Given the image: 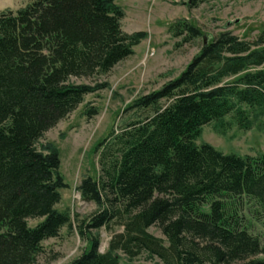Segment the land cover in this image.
I'll list each match as a JSON object with an SVG mask.
<instances>
[{
  "label": "trees",
  "instance_id": "16d2710c",
  "mask_svg": "<svg viewBox=\"0 0 264 264\" xmlns=\"http://www.w3.org/2000/svg\"><path fill=\"white\" fill-rule=\"evenodd\" d=\"M124 16L116 0H34L0 13V264H36L43 242L73 227L70 212L57 209L66 187L59 150L39 141L86 95L107 89L102 77L134 53L145 33L125 32ZM169 32L178 46L203 37L202 49L178 77L132 102V116L96 145L99 175L79 190L97 210L75 222L90 246L67 264H135L142 252L164 264H264L254 258L264 243L232 209L249 198L264 214V153L196 143L205 125L232 115L249 129L264 110V28L253 41L231 31L205 37L187 19ZM116 224L123 231L101 252L93 231Z\"/></svg>",
  "mask_w": 264,
  "mask_h": 264
},
{
  "label": "rangeland",
  "instance_id": "374dc122",
  "mask_svg": "<svg viewBox=\"0 0 264 264\" xmlns=\"http://www.w3.org/2000/svg\"><path fill=\"white\" fill-rule=\"evenodd\" d=\"M33 1L0 0V13L17 11ZM187 1L116 0L125 13L122 29L129 34L143 32L145 36L133 47L131 56L102 77L109 84L107 89L86 95L73 112L48 130L39 141L40 146L53 143L59 150V170L66 187L60 190L61 201L57 209L70 212L73 227L65 226L58 237L46 239L36 264H67L90 246L87 239L79 236L75 222L97 210L94 203L82 199L79 190L83 179L99 175L96 145L111 130H119L132 116L133 113L126 110L132 102L178 77L202 49L203 37L178 46L181 39L174 38L169 27L177 20L187 19L198 26L205 37L212 38L224 31H231L250 41L255 40L264 28V0H204L194 9L188 8ZM87 108H97L96 115L87 116ZM196 143H209L225 154H262L264 110L249 129L239 126L232 115L222 123L205 125ZM232 209L242 217L240 219L250 234L264 243V214L259 206L253 200L243 198L234 200ZM40 220H31L30 224L36 225ZM123 229V226L116 224L111 230L105 227L94 230L93 234L100 240L99 250L108 251L112 237ZM149 232L166 240L158 226L150 227ZM118 254L121 261H128L121 252ZM254 258L264 259V255ZM133 262L164 264L158 257L146 252L138 255Z\"/></svg>",
  "mask_w": 264,
  "mask_h": 264
},
{
  "label": "water",
  "instance_id": "95a60500",
  "mask_svg": "<svg viewBox=\"0 0 264 264\" xmlns=\"http://www.w3.org/2000/svg\"><path fill=\"white\" fill-rule=\"evenodd\" d=\"M205 42L207 43L208 42V39H206Z\"/></svg>",
  "mask_w": 264,
  "mask_h": 264
}]
</instances>
